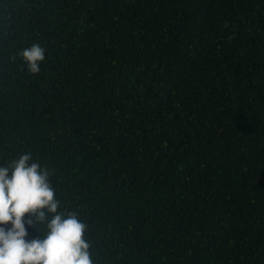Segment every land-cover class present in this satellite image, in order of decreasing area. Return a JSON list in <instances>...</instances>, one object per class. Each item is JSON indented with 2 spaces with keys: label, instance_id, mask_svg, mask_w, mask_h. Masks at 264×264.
I'll use <instances>...</instances> for the list:
<instances>
[{
  "label": "trees",
  "instance_id": "16d2710c",
  "mask_svg": "<svg viewBox=\"0 0 264 264\" xmlns=\"http://www.w3.org/2000/svg\"><path fill=\"white\" fill-rule=\"evenodd\" d=\"M24 152L94 264H264V0H0V164Z\"/></svg>",
  "mask_w": 264,
  "mask_h": 264
},
{
  "label": "clouds",
  "instance_id": "9594fccd",
  "mask_svg": "<svg viewBox=\"0 0 264 264\" xmlns=\"http://www.w3.org/2000/svg\"><path fill=\"white\" fill-rule=\"evenodd\" d=\"M19 57L37 75L46 49L36 42ZM86 232L76 212L61 210L49 169L31 152L0 164V264H94Z\"/></svg>",
  "mask_w": 264,
  "mask_h": 264
}]
</instances>
